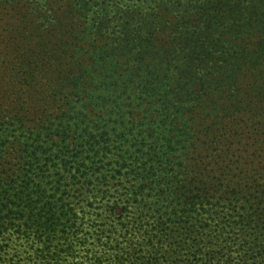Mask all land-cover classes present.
I'll use <instances>...</instances> for the list:
<instances>
[{
	"label": "trees",
	"instance_id": "1",
	"mask_svg": "<svg viewBox=\"0 0 264 264\" xmlns=\"http://www.w3.org/2000/svg\"><path fill=\"white\" fill-rule=\"evenodd\" d=\"M117 176L264 240V0H0V238L71 224L68 179ZM227 241L168 259L264 264Z\"/></svg>",
	"mask_w": 264,
	"mask_h": 264
},
{
	"label": "rangeland",
	"instance_id": "2",
	"mask_svg": "<svg viewBox=\"0 0 264 264\" xmlns=\"http://www.w3.org/2000/svg\"><path fill=\"white\" fill-rule=\"evenodd\" d=\"M113 168L106 164L103 170L111 175ZM68 181L64 197L74 209L71 224L41 236L34 226L26 230L24 220L16 219L20 230L10 228L0 238V264H171L169 259L186 257L194 245L220 249L227 240L232 249L256 244L257 250L264 249V240H257L247 224L238 225L243 211L225 207V201L198 210L199 216L180 226L169 214L167 193L161 195L156 184L135 198L142 182L133 176ZM113 206L119 209L111 210ZM132 255L140 259L132 261Z\"/></svg>",
	"mask_w": 264,
	"mask_h": 264
}]
</instances>
